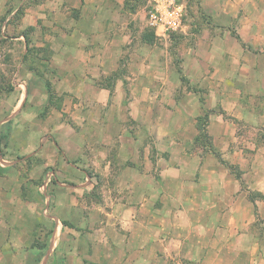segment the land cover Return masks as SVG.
<instances>
[{
    "label": "crops",
    "instance_id": "0c3cea01",
    "mask_svg": "<svg viewBox=\"0 0 264 264\" xmlns=\"http://www.w3.org/2000/svg\"><path fill=\"white\" fill-rule=\"evenodd\" d=\"M7 2L8 0H3L1 8L7 7ZM24 2H28L29 9L35 7L29 5L32 0H23L22 4ZM66 2L69 4L68 8L78 12L76 16L69 14L64 19L66 23L63 25L70 27V33L64 36L59 33L52 38L54 46L49 63L50 72L63 77L55 78L54 88L61 92L62 104L71 105L72 123L61 122L65 121L64 104L60 109L54 103L47 82L37 76L38 71L29 68L33 78L20 83L16 91L17 100L12 103L10 112L0 120V124L6 127L8 140L15 136L28 137L31 131L13 129L15 122L37 117L47 110V134L40 136L43 143L40 147L28 153L0 152V159L9 157L11 160L4 161L12 164L22 162L31 166L41 154H45L43 169L56 167L50 172L55 175L53 187L56 188V193L64 190V187H70L75 196H79L80 191L88 190L86 186H95V175L90 172L98 173L101 178H96L97 182L106 187L103 192L113 206L111 210L104 207L106 213H58V210L46 213L47 209L44 213L41 210L30 213L32 208L29 206L26 209V204H23L20 210L29 213L21 215L31 219L37 230L34 231L32 227L25 230L28 238L24 240L19 238V227L10 233L8 230L2 232L0 253L4 252L1 247L3 244L11 249L12 254L3 253L0 264H11L10 261L13 262V258L18 256H22V261L27 257L31 264H111L115 259L113 252L116 251L118 264H158V251L160 254L164 252L163 256L169 262L181 253L184 259L181 264H221L217 261L218 256L227 259L223 264H264V198L249 197L252 192L264 195V99L262 109L246 107L251 106V103L247 104L246 98L252 97V93L247 92L248 87L243 85L239 76L244 71L261 72L255 64V54L251 51V46L254 38L264 40V23L248 13L239 18L240 14L235 16L239 23L233 19L227 22L226 18H216L213 26L229 24L239 29L237 36H229L237 45L235 51H227L222 47L221 43L227 32L216 33L211 37L215 53L221 60L216 65L228 73L237 74V79L231 84L230 90L228 83H220L217 88L210 82L205 83L208 93L203 94V100L200 99L199 92L184 90L185 94H192L198 101L200 107L197 116L204 110L214 111L211 115L215 118L211 117L209 120L214 128L211 136L217 150L194 145L192 138L195 135L180 131L175 125L162 135L172 140L169 153L162 155L159 152L155 162L151 159V149L146 145L144 151L139 150L140 146L135 147L134 153L130 155L132 158L123 160L122 140L114 151L115 158H111L113 148L109 145L102 147V151L94 150L92 158H89L80 138L85 136L95 140L106 134L105 132L111 133L108 131L110 124L102 131L89 125L86 126L87 129L83 128L85 122L94 125L89 106L97 108L106 104L136 105L138 100L137 97H127L125 89L123 92L122 89H117L119 97H116L110 86L99 82L103 74L109 73L105 63L112 57L117 62L126 41L131 40V34L125 29L129 24V11H124L122 0H59L55 5L60 10ZM254 5L249 0L245 7L236 9L250 10ZM39 6L38 3L37 7ZM255 11L258 13L259 7L256 6ZM257 13L255 12V16L258 17ZM47 44V40L41 42V46ZM137 57L141 58L139 54ZM230 60H236L237 65H231L233 61ZM66 77L70 80V85L67 86L63 81ZM51 81L53 82L52 79ZM165 86L169 90L180 92L185 84L180 79L179 82L171 85L167 83ZM132 89L139 96L143 91L151 93L154 88L150 81H142L133 85ZM259 89L261 94H255L264 96V84ZM82 91L85 92L84 95ZM103 94L105 97L101 98L100 95ZM154 100L162 105L173 104L184 119L189 118L184 100L159 101L157 97ZM154 115L155 113L152 117ZM133 118L138 120L135 114ZM166 118L174 120L172 114H166ZM239 124L245 125L248 131L239 134L236 126ZM66 133L69 135H65ZM176 136L182 140H175ZM52 144L54 148L51 147ZM91 161L94 164L91 165L92 168L89 167ZM100 161L102 165L97 167ZM226 162L236 165L239 172L231 171ZM10 167L0 169V174L6 179ZM67 168L74 175L70 172L63 174L62 170ZM37 187L34 194L40 199L42 196ZM43 187L45 186L41 189ZM1 191L0 217L4 215V211H11L14 207L10 205L11 195L8 191ZM171 200L180 202L177 213H174V207L169 204ZM148 201L151 203V213H140L143 209L141 207ZM163 201L164 206L158 209L157 206ZM65 202L70 204L68 200ZM70 206L73 207L72 203ZM124 210L130 211L125 213ZM14 214L19 215L12 213ZM256 223L260 224L257 228ZM177 234L183 238L179 244L172 245ZM16 237L19 242L12 240ZM65 237L67 242L63 241ZM159 241L161 242L158 243ZM18 251H21V255ZM191 251L195 255H190ZM231 252L235 257L227 256ZM145 254H149V258L141 263ZM228 260L230 261L227 262Z\"/></svg>",
    "mask_w": 264,
    "mask_h": 264
},
{
    "label": "rangeland",
    "instance_id": "374dc122",
    "mask_svg": "<svg viewBox=\"0 0 264 264\" xmlns=\"http://www.w3.org/2000/svg\"><path fill=\"white\" fill-rule=\"evenodd\" d=\"M22 1L8 0L7 7L1 8L3 0H0V120L10 112L12 103L17 100L16 91L19 89L20 83L27 81L29 78H33L28 71L29 68L38 71L37 76H40L47 82L54 103L59 105L60 109L63 108L64 104H62L63 96H60L61 92H57L54 88L55 78L57 76L58 78L63 77L50 72L51 63H49V57L54 46L52 38L59 35V33H62V36L70 33V27L63 25L66 23L64 19L69 14L76 16L78 10L74 11L68 8L69 4L67 2L59 10V7L57 8L55 5L59 0H32L29 5L35 7L31 9H29L28 2L22 4ZM247 1L249 0H182L185 8L182 25L176 31L162 33L149 24L146 16L148 0H122L124 3V11H129V24L125 29L131 34V40L126 41V44L122 48V55L117 62L112 57L105 63L109 73L106 75L103 74L99 78V82L110 86L114 93L113 95L116 97H119L117 96V89H122V92L125 89L127 91V97H131L132 99L133 97H137L138 100L136 101V105L126 104V106H120L121 104H106L103 107L97 108L89 106L94 125L85 122L83 123V128L87 129L86 126L89 125L98 131H102L107 129V124H110L108 125V131H111V133L105 132L107 135L102 133L103 135L95 140L85 136L80 138L88 152L87 156L92 158L94 150L102 151V147L109 145L113 148L111 158H115L114 151L116 146L120 144V140H122L124 150L121 158L123 160L131 157L130 155L134 153L135 147L140 146L139 150L144 151V146L146 145L151 149V159L155 162L159 152L162 155L169 153V148L173 144L171 143L172 140L162 135L169 132L175 125L180 131L195 135V138H192L194 145L204 147L207 150H217L211 136L214 128L209 120L211 117L215 118V116L211 115V112L214 111L204 110L201 115L197 116L200 107L198 101L193 98L192 94H185L184 90L186 92L190 90L199 92L201 94L200 99L203 100V94L208 93V89L204 86L205 83L210 82L215 88L219 87L218 85L220 83H228L230 85L228 90L232 88L231 84L233 81H236L237 74L228 73L225 69H221L219 65H216V62L220 59L215 53L211 37L216 33L225 34L227 32L221 43L222 47L227 51H235L237 50V45L229 36H237L236 34L239 29L235 25L232 26L229 24L213 26V21L216 18H226L225 21L227 22L230 19L235 21V16L238 14H240L238 16L239 18L248 13L257 18L260 23H264V0H250L255 4L252 9L255 10L256 6L259 7L260 11L258 13L255 11L258 17L255 16V12L252 9H236L240 6L245 7ZM38 3L40 4L39 7H37ZM124 21L126 22V18ZM236 22L238 21L236 20ZM244 32L242 33L243 35ZM45 40H47L48 46H41V42ZM251 47V51L255 54V64L262 73L244 71L239 76H241L243 85L248 87L247 92L252 93V97L246 98L247 104L249 105L251 103V106L246 107L250 109H262L264 96L260 95L261 90L259 88L264 84V40L254 38ZM137 54L142 59L137 57ZM230 61H233L231 65L234 67L237 65L236 60ZM145 79L146 81H144ZM180 79L185 84V87L180 92L166 88L165 85L167 83L171 85L179 82ZM63 81L65 86L70 85L68 77ZM142 81L146 83L150 81L154 89L151 93L143 91L138 96L137 91L132 88L133 85H138ZM118 85L119 88H116ZM162 86H165V88H162ZM200 86L201 88L199 89ZM100 97L104 98L105 94L100 95ZM150 97L154 99L157 97L159 101L170 102L184 100L185 109L187 110L189 118L184 119L180 115L178 108L173 104L162 105L161 102H155ZM142 98L144 99L142 100ZM118 102L121 103V100H118ZM63 110L66 111H64L65 117H63L65 121L61 122L72 123L71 113L73 110L71 109V105L65 103ZM217 111L219 112V110ZM153 113L155 115L152 117ZM48 114L46 110L37 117L28 118V120L23 121L24 123L22 121H16L13 129L17 131L18 129L31 131L28 137L24 138L15 136L8 140L5 134L6 127L0 124L1 154L4 151H7L6 153L17 151L19 153H28L32 149L43 145L40 136L47 134L48 125L45 118ZM133 114L138 117V120H134ZM166 114H172L174 120H167ZM262 125L264 130V122H262ZM236 126L239 134L248 131L245 125L239 124ZM65 135H69V133ZM22 140H25V143H22ZM175 140L181 141L182 139L176 136ZM51 147L54 148L55 146L52 144ZM51 151L53 150L51 149ZM142 154L143 152L140 153V155ZM13 158L16 160V157ZM5 159L11 160L9 157H5ZM5 159H0V169H6L12 166L8 170L7 179L0 174V191H8L11 195L9 197L10 205L14 207L11 211H4V215L0 217V235L5 230H8L10 233L11 230L19 227V238L24 240L28 238V234L24 233L25 230L29 229V227H32L34 231L37 230V226L33 224L31 219H27L21 215V213H29L20 210L23 204H26V209L29 206L32 208L30 213H38L40 210L44 213L45 209H47L46 213H54L55 210H58V213H106V210H111L113 206L112 201L103 192L106 187H102V184L100 182L98 184L97 182V179L101 178V175L98 173L90 172L95 175L94 182L90 180L91 183H95V186L88 185L86 186L88 190L80 191L79 193L81 195L75 196V193H71L70 187H64V190L56 193V188L53 187L56 181L55 175L50 173L56 167L49 166L43 169V163L46 160L45 154H41L35 164L31 166L23 164L22 162L12 164L11 162L4 161ZM92 164V161L89 162V167L92 168ZM101 165L102 161L96 166L100 167ZM228 166L234 173L239 172V168L236 165L228 164ZM69 172L73 174L68 168L62 170L63 174H68ZM69 181L71 182L72 180L69 179ZM43 185L45 187L41 189ZM36 187L40 195L42 197L44 196L43 198L41 197L39 199L35 196L34 190ZM249 197L252 199L264 198V195L252 192ZM135 199L138 200L137 197ZM66 200L70 201V204L72 203V208L70 204H66ZM149 202H145L146 204L144 207H141L143 209L140 213H151V203ZM160 203L157 206L158 209H160V206H164L165 201ZM169 204L174 207V213H177V207L180 205V202L178 200H171ZM128 211L130 210L125 211V213H128ZM7 213H10V215L8 216ZM12 213H19V215H12ZM42 223L46 224V221L42 220ZM259 226V223L255 224L256 228ZM66 237L65 239L63 238L65 242H67ZM182 238L183 236L177 234L174 241H172V245L179 244ZM12 240L19 242L17 237L12 238ZM114 240L117 241V238L114 237ZM1 245L2 249H4V254H12L11 249H8L9 247L7 245ZM159 247L162 248L161 246ZM18 252L20 254L21 251ZM3 253H0V256ZM158 253L160 259L158 264H181L184 261L181 253L174 259L171 258V262L163 256L164 252L160 254V251H158ZM113 254H115V259L111 264H118V251L113 252ZM192 254L195 255L193 251L190 252V255ZM148 255L145 254L142 257L141 263H144L149 258ZM185 255L187 256V254ZM227 256L235 257V254L231 252ZM24 258L22 261V256H18L17 258H13V262H10L11 264H31V261L26 259L27 257ZM226 260V258L218 256L217 261L223 264V261Z\"/></svg>",
    "mask_w": 264,
    "mask_h": 264
},
{
    "label": "built area",
    "instance_id": "2783aa9c",
    "mask_svg": "<svg viewBox=\"0 0 264 264\" xmlns=\"http://www.w3.org/2000/svg\"><path fill=\"white\" fill-rule=\"evenodd\" d=\"M184 11L182 0H148L146 16L150 26L168 33L180 28Z\"/></svg>",
    "mask_w": 264,
    "mask_h": 264
}]
</instances>
